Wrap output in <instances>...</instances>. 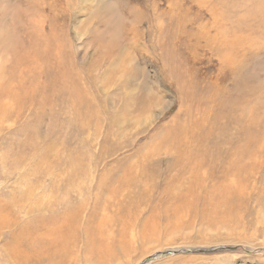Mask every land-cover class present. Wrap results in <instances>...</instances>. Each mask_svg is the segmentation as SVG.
Masks as SVG:
<instances>
[{
  "label": "rangeland",
  "instance_id": "rangeland-1",
  "mask_svg": "<svg viewBox=\"0 0 264 264\" xmlns=\"http://www.w3.org/2000/svg\"><path fill=\"white\" fill-rule=\"evenodd\" d=\"M0 34V264L46 206L62 264H264V0H0Z\"/></svg>",
  "mask_w": 264,
  "mask_h": 264
},
{
  "label": "bare ground",
  "instance_id": "bare-ground-1",
  "mask_svg": "<svg viewBox=\"0 0 264 264\" xmlns=\"http://www.w3.org/2000/svg\"><path fill=\"white\" fill-rule=\"evenodd\" d=\"M1 35V34H0ZM2 44V43H1ZM15 47V45L13 46ZM20 48V47H19ZM22 48V47H21ZM12 49V48H11ZM16 49V47H15ZM20 51V49H18ZM25 50V48H24ZM16 51V50H15ZM26 51V50H25ZM23 52V51H22ZM16 53V52H14ZM24 53V52H23ZM20 53V54H23ZM27 53V55L29 54L28 52H25V54ZM15 56V55H14ZM24 57H26V55H22ZM34 58V56H33ZM18 59V58H17ZM32 59V58H30ZM26 60V59H25ZM28 61V60H26ZM11 62V61H10ZM1 77V76H0ZM5 84V83H4ZM7 88L6 86H0V98L3 96L4 99V93L3 89ZM30 88V87H29ZM25 89V88H24ZM2 101L0 102V110H2ZM12 99V98H11ZM15 100L17 98H14ZM4 110V109H3ZM3 110L0 111V114L3 113ZM1 116V115H0ZM7 116L4 115V118H6ZM47 139V138H46ZM51 139V138H50ZM35 149V148H34ZM35 156V155H34ZM3 158V157H2ZM21 161V160H20ZM19 162V161H17ZM20 163V162H19ZM2 165V164H1ZM5 165V163H4ZM4 167V166H3ZM34 167V166H33ZM20 168V167H19ZM2 169V168H1ZM4 169V168H3ZM10 169V168H9ZM16 170V169H15ZM21 170V169H20ZM2 171V170H1ZM55 172V171H54ZM13 173V172H12ZM21 173V172H20ZM22 174V173H21ZM35 174V173H34ZM13 175V174H12ZM37 175V174H36ZM4 176V175H2ZM11 176V175H10ZM4 178V177H3ZM22 178V177H21ZM35 181V180H34ZM10 191V190H9ZM35 191V190H34ZM33 191V192H34ZM1 192V191H0ZM30 192H32L30 190ZM37 193V192H36ZM5 194V193H4ZM9 195H11V193H9ZM34 195V194H33ZM31 195V196H33ZM3 196V194H2ZM16 196V195H15ZM14 196V197H15ZM13 197V196H12ZM20 198V196H19ZM14 199V198H13ZM37 199V198H36ZM19 201V200H18ZM21 201V200H20ZM23 201V200H22ZM30 201V200H29ZM42 201V200H41ZM16 202V201H15ZM24 202V201H23ZM14 203V202H13ZM18 203V202H17ZM25 203V202H24ZM11 204V203H10ZM28 204V203H27ZM16 205V204H14ZM21 205V204H20ZM23 205V204H22ZM13 205H11L12 207ZM30 206V204H29ZM22 207V206H21ZM38 207V206H37ZM52 207V206H50ZM50 207H43V210L41 211L40 209V216H43V211H45L48 216H46V220L47 222H44L42 227V230L38 231L37 233H35L33 236H31L27 231L26 228L20 230L21 228L16 230L15 235L13 236V242H11V244L8 247V255H9V260L12 264H27L28 261L24 260L21 261L20 256L18 252H21V256L25 257L26 259H30L34 262H38L40 264H62V261H64V257H62L63 254V250L66 246V242H68L69 244L70 242V238L71 240L73 239V235L75 232V228L73 226H71L69 223L70 218L68 219L66 215H64V217L62 218H56L54 215L55 213L52 211V209ZM5 209H8V204L5 203H1L0 202V213H2L3 211H5ZM18 209V207H17ZM179 210V209H177ZM33 208L28 209L27 214H31L33 213ZM39 211V210H38ZM37 211V212H38ZM10 212V211H9ZM8 213V212H7ZM3 214V213H2ZM5 214V213H4ZM17 214V213H16ZM38 214V213H37ZM53 214V215H52ZM15 215V214H14ZM36 216V215H35ZM15 217H17V215H15ZM35 218V217H34ZM33 218V219H34ZM12 218H10V216L8 215H0V228L3 230L0 231V235L4 234V231L6 228H10V226L12 224H14V219L11 220V222H9L8 220H10ZM68 219V220H67ZM32 221V220H31ZM67 221V222H66ZM17 222V221H16ZM33 223V222H32ZM19 224V222L17 223ZM16 224V225H17ZM28 224V223H27ZM15 225V226H16ZM36 226V225H33ZM23 227V226H22ZM40 227V228H41ZM14 229V228H13ZM36 229V228H35ZM29 231V230H28ZM13 234V233H12ZM16 239V240H15ZM28 239L30 240V242L28 241ZM172 249V248H171ZM191 251V252H197V248H192V247H188L185 248V251ZM17 251V253H16ZM178 251V250H176ZM179 251H184L183 249H179ZM184 251V252H185ZM25 252H30L29 253V258H27V255L25 254ZM170 252V251H169ZM162 255H166L164 253H162ZM113 257V255L111 256ZM34 258V260L32 259ZM158 258V257H157ZM151 259V258H150ZM156 259V257H152L151 260ZM99 260V259H98ZM148 260L145 261V263ZM65 262V261H64ZM66 263V262H65Z\"/></svg>",
  "mask_w": 264,
  "mask_h": 264
}]
</instances>
